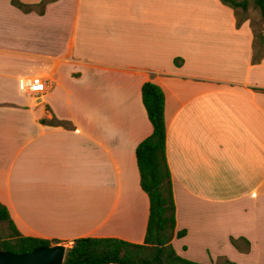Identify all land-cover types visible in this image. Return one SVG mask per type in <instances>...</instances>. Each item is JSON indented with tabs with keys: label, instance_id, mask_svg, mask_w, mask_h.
Listing matches in <instances>:
<instances>
[{
	"label": "crops",
	"instance_id": "0c3cea01",
	"mask_svg": "<svg viewBox=\"0 0 264 264\" xmlns=\"http://www.w3.org/2000/svg\"><path fill=\"white\" fill-rule=\"evenodd\" d=\"M258 53L248 21L236 26L220 0H52L42 13L0 0V204L16 232L59 245L142 242L148 200L134 148L151 132L140 98L148 81L163 94L174 232H183L174 252L264 264ZM33 76L45 88L20 93L18 79Z\"/></svg>",
	"mask_w": 264,
	"mask_h": 264
},
{
	"label": "trees",
	"instance_id": "16d2710c",
	"mask_svg": "<svg viewBox=\"0 0 264 264\" xmlns=\"http://www.w3.org/2000/svg\"><path fill=\"white\" fill-rule=\"evenodd\" d=\"M52 0H41L36 5L24 4L20 0H10V4L23 13H42L44 5ZM233 10L235 24L237 9L245 11L246 0H220ZM37 7V8H36ZM261 17L264 18V0H253ZM264 54H253L252 61ZM141 104L151 126V132L134 148V159L138 173V184L148 200V214L143 240L139 244L116 238H76L66 248L61 264H200L178 256L170 241L183 232H174V205L169 173L164 158L163 94L158 86L143 82L140 87ZM56 124H65L54 118ZM0 222L9 228L6 238L0 239V250L12 253H26L41 247L54 246L58 240L20 236L14 229L6 209L0 204ZM229 243L236 249V240L229 237ZM247 243V242H246ZM247 248V244H246ZM214 264H235L220 257Z\"/></svg>",
	"mask_w": 264,
	"mask_h": 264
},
{
	"label": "water",
	"instance_id": "95a60500",
	"mask_svg": "<svg viewBox=\"0 0 264 264\" xmlns=\"http://www.w3.org/2000/svg\"><path fill=\"white\" fill-rule=\"evenodd\" d=\"M64 251L59 244L20 254L0 250V264H61Z\"/></svg>",
	"mask_w": 264,
	"mask_h": 264
},
{
	"label": "rangeland",
	"instance_id": "374dc122",
	"mask_svg": "<svg viewBox=\"0 0 264 264\" xmlns=\"http://www.w3.org/2000/svg\"><path fill=\"white\" fill-rule=\"evenodd\" d=\"M247 8L245 11L237 9V18L246 19L252 29L255 47L258 52L264 50V18L260 16L258 10L253 7V0H246ZM239 25V24H238ZM237 26V25H236ZM261 43V45H258ZM9 228L5 222H0V239H4L9 234ZM60 244V243H59ZM66 249L70 247L71 243L62 244Z\"/></svg>",
	"mask_w": 264,
	"mask_h": 264
},
{
	"label": "built area",
	"instance_id": "2783aa9c",
	"mask_svg": "<svg viewBox=\"0 0 264 264\" xmlns=\"http://www.w3.org/2000/svg\"><path fill=\"white\" fill-rule=\"evenodd\" d=\"M44 88L45 83L41 76L22 77L17 81V89L22 94H34Z\"/></svg>",
	"mask_w": 264,
	"mask_h": 264
}]
</instances>
